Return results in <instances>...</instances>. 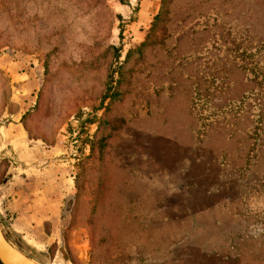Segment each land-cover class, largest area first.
<instances>
[{
  "label": "rangeland",
  "instance_id": "374dc122",
  "mask_svg": "<svg viewBox=\"0 0 264 264\" xmlns=\"http://www.w3.org/2000/svg\"><path fill=\"white\" fill-rule=\"evenodd\" d=\"M7 148L42 264H264V0H0Z\"/></svg>",
  "mask_w": 264,
  "mask_h": 264
},
{
  "label": "water",
  "instance_id": "95a60500",
  "mask_svg": "<svg viewBox=\"0 0 264 264\" xmlns=\"http://www.w3.org/2000/svg\"><path fill=\"white\" fill-rule=\"evenodd\" d=\"M8 158L13 163L17 164V159L12 155L10 148L5 149L0 153V161ZM0 264H42L38 260L26 255L16 246L10 243L0 225ZM61 264V263H52Z\"/></svg>",
  "mask_w": 264,
  "mask_h": 264
},
{
  "label": "trees",
  "instance_id": "16d2710c",
  "mask_svg": "<svg viewBox=\"0 0 264 264\" xmlns=\"http://www.w3.org/2000/svg\"><path fill=\"white\" fill-rule=\"evenodd\" d=\"M6 237V236H5ZM6 239L9 241V239L6 237ZM10 242V241H9Z\"/></svg>",
  "mask_w": 264,
  "mask_h": 264
}]
</instances>
